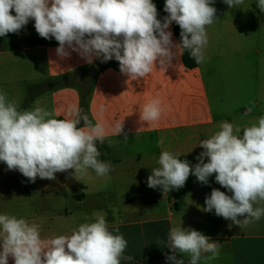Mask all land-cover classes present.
<instances>
[{
	"label": "crops",
	"instance_id": "0c3cea01",
	"mask_svg": "<svg viewBox=\"0 0 264 264\" xmlns=\"http://www.w3.org/2000/svg\"><path fill=\"white\" fill-rule=\"evenodd\" d=\"M213 6L216 21L206 28L203 63L185 65L184 50L175 47L181 36L173 22L168 29L174 45L170 62L164 67L157 62L148 76L137 80L122 74L119 63L94 57L89 64L71 49L69 57L59 56L58 42L40 37L31 19L19 33L0 37V91L19 110L40 106L57 119L81 109L87 91L86 114L107 136L103 145L97 142L100 159L112 165L106 178L91 169L74 176L70 169L57 173L55 180L37 177L31 183L0 162V214L36 223L41 237L51 238L92 222L94 212L106 213L109 230L118 227L128 242L124 255L133 257L121 264H171L166 257L172 252L164 243L170 228L178 225L221 243L219 258L202 253L199 264H264V216L239 228L214 209L203 211L213 188L232 195L215 181V174L208 185L190 174L183 188L166 195L147 186L162 151L181 155L194 166L204 151L199 141L218 131L221 122L243 128L264 115V13L257 0H243L236 8L215 0ZM153 99L161 101V117L143 121V108ZM118 124L122 132L115 135ZM83 126L81 121L78 127ZM177 258L188 264V257L177 253ZM8 264H14L11 257Z\"/></svg>",
	"mask_w": 264,
	"mask_h": 264
},
{
	"label": "clouds",
	"instance_id": "9594fccd",
	"mask_svg": "<svg viewBox=\"0 0 264 264\" xmlns=\"http://www.w3.org/2000/svg\"><path fill=\"white\" fill-rule=\"evenodd\" d=\"M214 2L165 0L168 15L161 22L153 0H0V37L19 33L31 19L40 37L58 42L59 56L69 57L67 49H71L89 64L94 57L102 62L114 58L122 74L137 80L148 76L157 62L161 67L170 62L174 45L168 29L173 22L181 29V42L175 47L187 50L196 64L205 61L206 28L216 21ZM223 2L236 8L243 0ZM257 7L264 13V0H257ZM162 111L161 101L153 99L140 118L158 121ZM81 121L84 126L78 127ZM121 132L122 124H118L114 134ZM106 138L103 126L93 124L83 109L73 108L70 118L57 119L40 106L19 110L16 101L0 91V162L31 183L37 177L55 180L57 173L70 169L74 176L87 175L91 169L97 177H108L112 165L100 159L97 147ZM198 146L204 151L194 166L181 160V155L162 151L147 186L159 187L166 195L183 188L190 174L203 185L215 174V181L232 195L213 188L203 211L214 209L216 216L239 228L259 221L264 216V115L243 128L223 121ZM92 215V222L81 223L70 234L42 238L38 224L0 214V264H8L9 257L14 264H121L122 259L132 260L124 255L128 242L119 228L109 230L106 213ZM164 246L172 252L166 257L171 264H185L177 253L188 257V264H199L202 253L217 259L222 248L219 241L181 225L170 228Z\"/></svg>",
	"mask_w": 264,
	"mask_h": 264
},
{
	"label": "trees",
	"instance_id": "16d2710c",
	"mask_svg": "<svg viewBox=\"0 0 264 264\" xmlns=\"http://www.w3.org/2000/svg\"><path fill=\"white\" fill-rule=\"evenodd\" d=\"M157 11H158V19L161 20V22L163 21V18L165 16H167L168 14L164 11V5L157 7ZM180 27L179 25L175 24V32L177 33V35L180 36ZM112 64H118L119 62L116 61L115 59H113V61L111 62ZM184 63L187 67L189 68H194L196 67L198 64H196V62L190 57L189 53L187 50H184ZM83 97H82V108L84 113H87V109H88V98H89V93L87 91L83 92Z\"/></svg>",
	"mask_w": 264,
	"mask_h": 264
},
{
	"label": "rangeland",
	"instance_id": "374dc122",
	"mask_svg": "<svg viewBox=\"0 0 264 264\" xmlns=\"http://www.w3.org/2000/svg\"><path fill=\"white\" fill-rule=\"evenodd\" d=\"M153 3L156 5V7H160V6H163V5L165 4V0H154ZM113 59H114V58H113ZM113 59L110 60V61L112 62Z\"/></svg>",
	"mask_w": 264,
	"mask_h": 264
}]
</instances>
